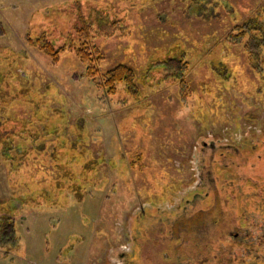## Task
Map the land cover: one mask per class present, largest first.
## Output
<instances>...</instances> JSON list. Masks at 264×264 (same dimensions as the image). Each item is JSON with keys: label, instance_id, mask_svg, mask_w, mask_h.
Wrapping results in <instances>:
<instances>
[{"label": "rangeland", "instance_id": "obj_1", "mask_svg": "<svg viewBox=\"0 0 264 264\" xmlns=\"http://www.w3.org/2000/svg\"><path fill=\"white\" fill-rule=\"evenodd\" d=\"M84 42L136 94L90 78ZM200 176L219 195L193 206L203 243L156 227ZM7 214L0 264H264V0H0Z\"/></svg>", "mask_w": 264, "mask_h": 264}, {"label": "trees", "instance_id": "obj_2", "mask_svg": "<svg viewBox=\"0 0 264 264\" xmlns=\"http://www.w3.org/2000/svg\"><path fill=\"white\" fill-rule=\"evenodd\" d=\"M261 31H263V29H261ZM1 32H5L4 29L1 30ZM31 36V34H30ZM31 38V37H28ZM33 40V39H32ZM36 40H33L32 42H35ZM88 46H91L89 44H86V42L82 43L81 46H79L77 48V53L79 55V57H81V59L87 64V75L92 78L95 79L98 77H101V81L98 80V83H103V85L105 87H109L110 88V93L114 92V88L116 83L118 82H125L129 88L132 90V93L136 94V86H135V73L133 71L132 68L125 66V65H119L115 68H112L110 70H108L104 76H102L101 72H100V61L102 60L103 56L100 53L99 50H97L96 47H91L88 48ZM53 45L50 44H44L41 45V48L50 56L53 57L54 60H57L58 58V52L56 50L52 49ZM171 61V60H170ZM168 65H171V62H167ZM182 66V64H180ZM180 67V71L183 69V67ZM182 72H184L182 70ZM181 84L182 86L185 88L186 86V82L185 79L183 77L180 78ZM10 153H13V151H8L7 153H4L3 156H6L7 159H11L13 157L9 156ZM19 154L20 156H28V151H21V152H14V155ZM9 156V157H8ZM16 158V156H15ZM3 224L0 225V234H4L6 235L8 233L7 236V240L6 243L8 242L9 245L14 246L17 243V240L15 238V229L13 228L14 226V221L12 220V215H8L7 214V218L6 221L4 220V218L1 221ZM9 222V223H8ZM6 226V228H5Z\"/></svg>", "mask_w": 264, "mask_h": 264}, {"label": "flooded vegetation", "instance_id": "obj_3", "mask_svg": "<svg viewBox=\"0 0 264 264\" xmlns=\"http://www.w3.org/2000/svg\"><path fill=\"white\" fill-rule=\"evenodd\" d=\"M257 138L260 140V137H257ZM203 148L204 149L215 148V142L211 141L210 143H208L205 141L203 143ZM203 174H204V171L202 172L201 175H203ZM208 180H209L208 176L207 177L206 176H200L199 182L195 186V188H193L188 193V195L181 196V200L183 198H185L186 200H183V201H188V204L186 202L183 203V201L180 203V201H179L178 204H174L172 206H169V205L160 206V205H158V207L160 208V211H163L164 213L161 214L160 216H154L153 218L157 217L156 218L157 221L155 220V222H153V224L156 227H158L159 224L163 225V223H164V224L168 225L169 227H171L172 229L177 227L178 230H180V227L183 226L185 231H188V232L190 231L195 235L194 236L195 242L203 243L200 241V239L196 233V228L201 226V225L197 224V215H200L201 212L206 211L205 210L206 208L195 210L193 206H195V203L197 202L198 199L206 200L207 203H209L208 201H211L213 199L212 196H219L217 190L216 189L213 190V188L216 186V183L213 186V185H211V183H209ZM234 187H236V184L234 185ZM198 190H200V193H197ZM236 196H238V194H236ZM195 198H197V199H195ZM13 203L18 204L17 201H15V200L13 201ZM145 213H146V210L143 209L142 215L143 214L145 215ZM145 221L147 223L146 226L144 224ZM145 221L140 222V224L143 227L150 228L149 226L151 224L149 225V222H152V220L146 219Z\"/></svg>", "mask_w": 264, "mask_h": 264}]
</instances>
